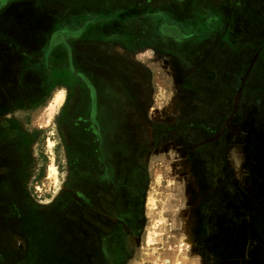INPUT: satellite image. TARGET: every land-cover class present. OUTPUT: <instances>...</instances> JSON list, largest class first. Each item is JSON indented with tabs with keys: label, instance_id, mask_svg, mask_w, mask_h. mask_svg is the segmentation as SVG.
<instances>
[{
	"label": "rangeland",
	"instance_id": "rangeland-1",
	"mask_svg": "<svg viewBox=\"0 0 264 264\" xmlns=\"http://www.w3.org/2000/svg\"><path fill=\"white\" fill-rule=\"evenodd\" d=\"M7 1L20 6L16 2L24 0ZM44 2L60 12L68 10L67 17L76 21H88L96 14L112 16L105 23L103 37L92 29L82 38V25L71 31V37L83 40L78 44L96 38H119L124 43H130L137 35L142 38L138 52L134 53L111 42L92 44L98 49L121 52L135 62L138 77L132 79L124 71L113 73L116 75L113 84L120 94L114 93V97L108 94L112 99L103 94L95 96L96 106L105 102L107 105L103 106L108 108L92 114L102 120L97 125L87 122L89 113H73L68 104L64 107L70 101L62 90L54 96L42 94L41 89L31 94V90H39L41 78L35 73L28 74L24 85L27 103L32 106L9 112L12 114L2 119L5 122H0L4 125L0 126V136L4 137V142H0V176L7 182L14 181L20 189L14 196V185L6 183L12 188L6 197L26 203L28 215L41 218L30 221L43 222L49 213L46 208L60 199L65 190L73 162L71 153L80 151L86 156L85 163L91 164L89 172H103L100 179L109 182V187L102 185L107 189L102 192L109 193L110 186L118 184L116 193L123 213L129 222L135 223L127 234L130 252L124 264H264V0H234L235 13L240 9L246 11V28L239 25L233 38L241 36V39L230 43L225 39L226 44L211 43L217 36L211 31H191L195 26L206 29L213 25L211 29L219 24L218 33L223 37L234 33L225 32L217 9H205L208 6L203 4L198 8L197 24L184 26V31L173 27L163 31L147 24V18L166 6L167 0ZM142 4L139 27H130L128 10H139ZM32 12L35 18L31 15L27 20L35 27L41 19L36 6ZM204 13L211 15L208 20L201 16ZM43 21L51 20L44 15ZM112 25L119 26L116 30ZM184 33L191 41L182 45L179 40L184 39ZM202 36L212 39L203 41L199 38ZM153 41L156 43L150 45ZM162 41L172 46L174 54L165 51L167 46L163 47ZM199 42H203L201 56L206 57L198 70L214 67L219 97L231 109L235 100L240 103L234 114H224L222 118L225 110L194 108L193 103L201 99L190 84L192 65L185 64L183 57L184 48ZM64 63L67 67L68 61ZM74 65L77 70L82 68L80 61ZM89 65L104 66L102 62ZM109 66L114 70V65ZM207 79L210 81L211 76ZM134 82L139 84L138 95L131 93L129 84ZM58 94L61 100L57 103ZM205 100L202 96V103H207ZM116 117L131 125L122 128L114 125ZM71 126L79 131H73L77 133L75 142ZM218 131L216 141L204 143ZM77 159L78 164L82 158ZM51 166L56 168L53 175ZM42 227L43 238L47 233L62 232L61 228ZM28 231L31 234L36 230ZM68 251L39 250L37 259L29 263L75 264L72 257L66 256Z\"/></svg>",
	"mask_w": 264,
	"mask_h": 264
},
{
	"label": "flooded vegetation",
	"instance_id": "flooded-vegetation-1",
	"mask_svg": "<svg viewBox=\"0 0 264 264\" xmlns=\"http://www.w3.org/2000/svg\"><path fill=\"white\" fill-rule=\"evenodd\" d=\"M224 30L226 33L231 32L228 31L226 27ZM236 31L228 35L225 34V37H223L222 34L218 33V30L215 33H213V30L212 34L217 36L216 40H211V43H224L226 42L224 41L225 39L227 40V43L233 42V40L236 42L241 39V36L239 35V38H233L238 34ZM102 34L103 31L99 32L100 37ZM180 40L179 42L182 43V45L188 43V41L185 43V40L183 39ZM78 41L83 40H77L70 46L67 45V48L60 49V51H58L53 57V59L58 61L64 59V57H66L68 60L67 67L65 66V63L58 64L63 66V68H59V76H61V78L63 76L68 77V79L60 82V84L66 88L67 99L70 101V103L67 102L64 104V107L68 104V110L73 113H89V119L87 122L101 125L102 120L96 119V115L94 117L92 114L97 110L102 111L108 109L107 107H104L107 105V103L104 102L100 104L102 106L104 105L103 107L100 105L96 106L97 102L95 101V96L103 94L109 99H112L107 95L109 94L114 97V93V95L119 93L117 92V87L113 84L114 78L116 80V75H113V73L116 71H124L133 79L138 77L137 69L139 68L136 66L135 62L128 60L124 57V55L122 56L120 54L121 52H118V54L111 49H98L92 44L96 45L95 41L109 44L111 42L115 44L114 46L120 45L126 48L129 52L134 53L138 52L139 50L138 48L140 46V40L138 37H135L130 43H124L119 38H108L105 40L96 38L95 40H89L85 44H78ZM155 43L156 42L153 41L150 43V45H154ZM160 43L165 44L164 41ZM202 43L203 42L193 44L189 49L184 48L185 56L183 57V61L185 64H189L190 66L192 65V68L190 69L191 71L189 70L190 75L192 76L189 78L191 81L190 84L192 87H194V91L199 94V98L201 99V102L193 103L195 106L194 108L196 110H225L226 113L221 111L223 113L221 117L224 118V114H234L238 109L237 106H239L240 103L235 100V105L233 109H231V107H229V103H226L223 97H219L218 82L215 81L214 73L216 72L214 67L198 70L201 67L200 64L206 57L205 56L202 58L201 56ZM164 46H167L165 51L174 54L175 50L170 48L172 47L171 45L165 44L163 47ZM52 47L53 46H50L48 49H46V56H48L47 54L53 50ZM211 51L207 52L206 54H210ZM32 52L33 51L28 50L26 51V54H21V56L29 54L30 57ZM204 52H206V50ZM14 59L16 58L14 57ZM32 59L33 55L31 56V60ZM76 61L81 62L82 68H78L79 70H77L74 65V62ZM90 62H102L104 66L97 67L96 65H91L90 67ZM109 64L114 65V67H112L114 70L110 69ZM213 66L216 65L214 64ZM18 67L19 69L14 70L15 72L8 67L3 68L4 75L9 73L13 74V85H19V81L16 79V77L20 72H22L24 67H26L27 75H32V73H35V76L40 79V72L37 69V71H35L34 65H30L29 63H19L17 68ZM124 68L125 70H123ZM208 76H211L210 81L207 79ZM25 80L26 79L23 81V92V88L26 90V86L24 85ZM129 85L132 86L131 93L138 95L139 84L134 82V85L133 83ZM15 86L13 89H15ZM94 87H96V91H94ZM38 89L39 90L37 91L36 89L31 90V94H37V92L40 91V86ZM125 89L126 91H130L129 87H126ZM202 96L204 99H206L205 101L207 103H202ZM26 98V94L16 96L10 94L9 97L5 96L6 103L9 104V112L19 110V108L21 109L23 107H31L32 103H27L28 101ZM105 99L107 100V98ZM22 102H24V104H22ZM1 107L2 104H0V122L3 121L4 123L5 121L2 119H5V117L10 116L12 113H8V111L3 110ZM62 110H65V108ZM120 110H124V108ZM113 120L115 121L114 125L121 128L124 127V125H131L128 121H123L120 117H116ZM82 121L85 122L84 119H82ZM0 126L4 125L2 124ZM75 126H71V138L74 142L77 135V133L73 132L76 131ZM201 128L204 129L203 126H201ZM76 132L79 133V131ZM217 137H219V131L218 133L211 136L208 140L204 141V143H213L216 141V139H218ZM3 139L4 137L0 136V142L3 143ZM84 156L85 154L80 151H73L71 153L70 158L73 159V162L71 164V172L69 173L65 190L60 199H56L54 203L50 204L46 208V211L49 213L48 215H45L43 222H37L35 220L34 223L32 220L30 221V219L38 217L34 215H31L30 217L28 215L27 204H22L21 201L18 202L13 198L6 197V194H10L12 189L10 185L8 186L6 183L14 185V196H17V193L20 192V189L15 186L16 183H14V181L7 182L3 175L0 176V234L4 235L2 238L5 239L4 242L6 245H8L9 250H24V252H26L21 257L19 264H30V261L37 259L39 250H45L46 248H49V250H70L71 254L70 251H68L66 256L72 257L75 264H124L127 260L128 254L130 252V239L127 234L132 232L131 229L135 227L133 226L135 223L129 222L123 213L122 205L120 203V196L118 197L116 193L117 189L119 190L117 186L118 184H114L115 187L111 185L109 188V193L102 192L107 190L104 189L102 185L104 187H109V182L103 183V181L100 179V176L103 175L101 173L103 172H98L97 174H91L89 172L91 164L85 163L86 156ZM77 157L82 158L81 162L78 164L75 161ZM96 167L97 165L94 168ZM79 169H81V171ZM95 175L99 177H96ZM92 179L94 180L92 181ZM58 212H60V214ZM3 213L5 216H2ZM38 220L41 221V218H38ZM27 222L33 223L28 226ZM42 225H44L46 229L50 227H55L56 229L61 228L62 232L59 231L60 236L59 233L57 234L55 231L53 233H47L45 238H43L41 235L43 232L41 229L43 228ZM29 228H34L36 230L35 233L31 232L30 234L28 231ZM42 240H45L47 245H44Z\"/></svg>",
	"mask_w": 264,
	"mask_h": 264
},
{
	"label": "crops",
	"instance_id": "crops-1",
	"mask_svg": "<svg viewBox=\"0 0 264 264\" xmlns=\"http://www.w3.org/2000/svg\"><path fill=\"white\" fill-rule=\"evenodd\" d=\"M1 1L3 2V5H1L0 3L1 108L8 111V113L10 111L9 104L6 103L5 96L9 97L10 94L16 96L27 93L24 88V92L22 91V87H24L23 81L24 79H26L27 75L26 67H24L22 69V72H20L16 77V79H18L19 81L18 86L13 85L14 83L12 82V80L14 76L12 73L6 75H4L3 73V68L6 67L13 71L18 70L20 67L19 66L17 68L19 63H29L30 65L35 66V71L39 70L40 78L42 80H40V89L43 90L42 94H51L54 96L57 91L62 90L65 97L67 90L60 84V82L68 79V77L63 76L61 78V76H59V68H63V66H60L58 64L64 63L67 58L64 57V59L58 61L53 59L54 55H56V53L60 51V49L67 48V45H72L74 42H76V40L81 39V37L85 38L86 34L92 29H94L97 33L102 32L104 30V27H106L105 23L109 19H111L112 16L106 15L105 17L104 14H96L89 17L88 21L83 19L82 21H76L74 18L67 17L68 10L64 9L62 11L63 15H61L62 12L56 10L54 7H52L51 4H46L44 0H31L29 1L30 3L28 2V0L16 2L21 3L20 6L14 3L13 5H10L11 3L8 4V1L6 2V0H0V2ZM167 2L168 3L166 4V6H163L162 9H159L158 13L157 10H155L154 14L148 16L147 21L149 23L147 22V24L152 23L158 29L161 27L159 30L163 31L168 27H173V29L184 31V26H189L192 23L197 24L196 22L199 20L198 8L203 4V6H208L205 7V9L214 8L218 10V12L216 11L218 13L217 16H219V18L224 21V25L228 31L235 32L236 30H239L237 29V27L241 24V28H246L244 26L245 22H247L246 11L244 10V12H242V9H240V12L235 13L236 5L234 3V0H219L217 3L214 0L212 3L210 2V0H167ZM215 3L217 4V6H215ZM143 5L144 4L140 6V11L135 10L134 8L133 10H128L129 15L127 16L131 15L130 22H128L131 25L130 27H133V25H137V28L139 27L138 24L141 23V19H139L138 16L142 14L141 10H143ZM35 6L37 8V15L39 16L38 18H40L41 21L39 22V25L31 27L27 19H29V16L31 15L33 16V18H35V14L32 12V8H34ZM236 14L239 15L238 19H236ZM44 15L46 17H49L51 21L47 23L44 22ZM201 16H204L205 19L208 20L211 15L204 13V15L201 14ZM213 18L217 19V17ZM178 21L179 24H177ZM79 25H82L83 28L81 27V29H83L84 34L79 38L71 37L70 32L79 29ZM217 25L219 24L214 25L215 28L213 27L211 29L209 28L213 25L207 26L206 29L200 28V26H195L191 31L199 29V31H211L210 34H212L213 29L215 31L218 30ZM118 26L119 25H112L111 27L117 30ZM66 32H68V34H66ZM187 35L188 34H185V37L183 39L185 40V43L187 41H191V39H187ZM198 36H196L195 38H198ZM136 37H138L139 40L143 41L139 36ZM199 38L203 40H209L212 39V36H202ZM49 46H53V50L49 54H47L48 56H46L45 52ZM28 50L33 51L32 54H30V57L29 54L21 56V54H26V51ZM32 55L33 59L31 60ZM39 55L43 56L38 57ZM14 57L16 59H14ZM14 86L15 89H13ZM2 216H5L4 213ZM2 237H4V235L0 234V264H19L21 257L26 252H24V250H9L8 245H6V243L4 242L5 239Z\"/></svg>",
	"mask_w": 264,
	"mask_h": 264
},
{
	"label": "bare ground",
	"instance_id": "bare-ground-1",
	"mask_svg": "<svg viewBox=\"0 0 264 264\" xmlns=\"http://www.w3.org/2000/svg\"><path fill=\"white\" fill-rule=\"evenodd\" d=\"M60 100H61V95L58 94V95L56 96V102L58 103V102H60ZM55 171H56V168H55L54 166H51V167H50V174H51V175L55 174Z\"/></svg>",
	"mask_w": 264,
	"mask_h": 264
}]
</instances>
